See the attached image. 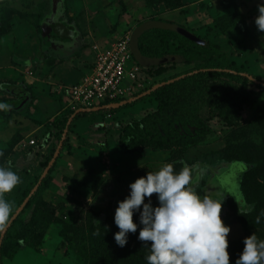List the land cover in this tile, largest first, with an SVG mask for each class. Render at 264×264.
<instances>
[{
  "label": "rangeland",
  "instance_id": "1",
  "mask_svg": "<svg viewBox=\"0 0 264 264\" xmlns=\"http://www.w3.org/2000/svg\"><path fill=\"white\" fill-rule=\"evenodd\" d=\"M262 4L264 0H0V103L10 105L9 110H0V152L3 153L0 166L11 167L21 177V183L6 193L5 198L17 208L23 189L46 169L42 163L46 162L53 145L52 122L66 106L63 103L65 89L49 83L50 65L42 63L40 53L52 48L40 36L42 26L52 19H60L79 26L81 32L87 28L90 35L93 30L108 37L114 35L111 44L126 34L132 38L135 29L150 19H163L183 23L181 25L193 34L208 36L205 9L211 10L212 18L217 13L244 14L252 26L256 9ZM228 36L230 33L217 38ZM253 49L243 56L246 64L251 65L250 70L258 74L264 70V53L258 55L257 48ZM235 56V52L229 53L231 59ZM236 58L238 64L242 63L240 54ZM187 68L186 64L179 63L169 66L166 72ZM163 76L144 72L141 76L144 86L140 89L158 84ZM16 84L23 88L21 92ZM18 93L26 96L20 108ZM141 102L138 109L128 112L132 115L102 120L100 125L93 122L98 117L96 113L78 118L73 133L52 164L53 171L43 195L44 200L53 205L55 217L73 224L77 233L74 239L82 235L94 238L106 215L115 216L119 202L130 194L133 181L173 163L176 171L187 165L193 169L194 176H199L194 187L201 197L223 201L221 218L231 227L229 245H241L239 242L245 237L255 235L239 220L240 215H249L256 208L255 202L239 200V182L246 166L242 161L233 165L235 160L224 152L231 148L234 151L246 137L251 140L261 137L260 132L253 136L249 132L247 136L246 129L238 131L258 120L259 124L262 122L258 115L264 108V92L251 107L240 111L238 126L220 122L215 117L208 121L212 131L195 142L122 151L118 145L120 129L155 112L158 106L152 97ZM252 167L253 164L248 165V169ZM147 200L146 197L145 202ZM29 215L30 212L25 214L26 219ZM63 227L52 225L36 245H25L23 239H18L17 250L13 253L8 249L3 264H93L90 258L81 259L71 253L73 235L67 234L68 230L64 231ZM233 260L230 256V264H235Z\"/></svg>",
  "mask_w": 264,
  "mask_h": 264
},
{
  "label": "trees",
  "instance_id": "2",
  "mask_svg": "<svg viewBox=\"0 0 264 264\" xmlns=\"http://www.w3.org/2000/svg\"><path fill=\"white\" fill-rule=\"evenodd\" d=\"M258 15L259 9H256L253 24L250 26L248 18L244 14H239V16L228 14L224 16L222 13H217L213 21L210 22L211 24L208 23L205 27L208 36L195 34L204 41V44L196 43L168 29L153 28L144 31L137 42L140 53L149 58H175L165 64L145 67L136 60L130 43L131 56L143 68L144 72H151L158 76L164 74L163 79L159 80V83L181 75H187L158 87L140 99L154 98L158 102L157 109L155 112L147 114L142 119L132 124H127L120 129L118 135L120 149L129 152L133 148H164L171 145L179 146L195 142L212 131L208 121L215 117L220 122L238 126L237 117L240 111L246 107H251L264 92V70L254 74L250 70L251 65L248 66L246 64L247 59L244 60L243 56L244 53L253 52V47L257 48L258 53H264V32L260 31L255 23ZM6 23L8 26H12V23ZM71 25L73 26V24ZM226 33H230V36L217 38ZM231 33H236V35L233 36ZM231 51H234L236 55L232 59L229 57V53L233 54L234 52L232 53ZM261 53L258 55H261ZM239 54L242 56L243 61L240 60L242 63L238 64L236 57ZM256 58L258 59V56ZM179 63L186 64L188 68L182 71L177 69L169 73L166 72L169 66L174 67ZM195 71L196 73L189 74ZM247 75L259 82H255ZM152 87L151 85L144 90L142 89L140 93ZM23 93L21 100L17 104L19 108L24 103L21 101L26 98ZM64 93L63 103L66 105L65 110L52 122L51 131L55 130V132H50L53 137L51 141L53 145L46 162L42 163L43 167L48 166V161L53 157L56 146L62 139L68 119L76 111L68 105L65 97L66 92L64 91ZM118 101L120 100L113 102ZM136 101L127 103L123 107L132 106ZM106 103L110 102H102L101 105ZM84 115L88 114L80 112L74 116L67 127L63 144L69 140V136L73 133L75 121ZM263 115L264 108L258 115L262 121L260 124L258 120V124L254 123L238 131L241 133L243 132L242 130L246 129L248 132L247 136H249V132L251 136L260 132L262 135L257 139L258 141L246 137L243 142L234 148V151L231 148L230 151L224 152V155H227L229 159L235 160L233 165H236L237 161H242L246 166L243 170L244 176L239 182L241 196L239 200L250 203L255 202L256 208L249 215H240L239 220L245 224L244 227L247 231L254 232L260 240H264ZM250 164H253V167L248 169ZM180 167L182 168V165ZM52 171L53 166L42 179L23 210L7 229L0 247L1 264H3V259L8 249L15 253L18 248L15 242L18 239H23L25 245L39 244L48 229L52 225L58 226L59 224L64 226V231L68 230L67 234L73 235V238L71 237V253L81 259L88 257L93 264H147L146 257L150 253V245L138 239L139 227L136 233L128 234V243L125 247L117 245L114 235L119 231V228L115 224V216L106 215L103 225L99 226V235H94V238L82 235V238L77 237L74 239L77 233L76 229L73 228V224L65 222L61 217H55L53 205L50 202H46L43 198L48 188ZM41 175L39 174L33 178L23 189L17 208L29 196L32 189L39 182ZM151 199L154 206L159 204L156 194H153ZM235 201L239 203L237 200ZM17 208H13L12 215ZM28 212H30V215L26 219L25 214ZM133 219L139 224V213H134ZM257 220H259V223H257ZM239 243L241 245L231 243L229 245L228 251L232 260L233 258L236 260L243 251L244 241Z\"/></svg>",
  "mask_w": 264,
  "mask_h": 264
},
{
  "label": "clouds",
  "instance_id": "3",
  "mask_svg": "<svg viewBox=\"0 0 264 264\" xmlns=\"http://www.w3.org/2000/svg\"><path fill=\"white\" fill-rule=\"evenodd\" d=\"M255 23L264 32V4L259 6ZM9 108L10 105L0 103V110ZM198 182L199 176H194L191 167L185 165L176 171L173 163L138 177L115 212L117 245L125 247L128 234L136 233L139 227L138 239L150 245L147 264H230L231 227L221 218L223 201L201 197L194 187ZM20 183L21 177L11 167L0 166V231L7 227L13 213V204L5 194ZM153 194L159 201L156 206L152 203ZM134 213H139V224L133 219ZM235 264H264V240L254 234L245 237Z\"/></svg>",
  "mask_w": 264,
  "mask_h": 264
},
{
  "label": "crops",
  "instance_id": "4",
  "mask_svg": "<svg viewBox=\"0 0 264 264\" xmlns=\"http://www.w3.org/2000/svg\"><path fill=\"white\" fill-rule=\"evenodd\" d=\"M205 11L206 13H205L204 21L205 23L208 24L212 21L213 18H212L211 10L205 9ZM154 21L168 22V20H163V19L162 20L150 19L149 21H146L144 24ZM172 23H175V21H173ZM177 24L183 27V25H181L183 23L178 22ZM89 28L92 29L93 26H89ZM156 29H161V28H156ZM93 31H90L92 35L89 34L87 28H85L84 31L81 32L79 26H72L71 24L65 23L60 19H57L56 21L55 19H52L47 23V25L42 26V28L40 29V36L44 38L43 39L44 42L52 46V48L46 49L47 52L45 50L44 53L40 51L42 63H45L46 65H50L51 72L49 76V81H50L49 83L61 85L60 87H63L65 89L77 83L85 75L91 72L95 62L96 49L98 47L99 49L105 47L107 44H110L112 39H114V37H112L114 35L108 37L107 34L106 35L97 34L94 33ZM31 47L34 46L31 44ZM25 52L29 53V50L27 51L25 50ZM50 59H54V61L52 60L53 61L52 62ZM145 67H149V66H145ZM19 85L16 84L15 87L19 89V92H21L23 88L20 87ZM148 90L149 89L140 93L141 89L137 88L133 92H131L127 97L121 99L118 102H110L103 105L98 104L92 108L86 109V110L94 109L93 111H84V113H87L88 115L92 113L98 114V117L93 119V122L96 125H100L99 123H101L102 120L110 121L111 119H114V117L120 119L122 117H125L124 114L132 115L133 113H128V112H132V110H136L138 105L142 104L141 101L143 100L140 99L145 96L144 94ZM20 95L22 94L18 93L19 97ZM136 100H140V101H136ZM134 101L136 102L132 106L125 108L123 107L125 104ZM113 104H119V106L117 105L115 107L110 108L109 106ZM103 106L104 107L108 106V107L102 108L100 110H95L96 108ZM113 109L115 111H109ZM119 113L120 116H118ZM101 115H103V117H100ZM75 125H77V121H75ZM89 125L92 124L90 123Z\"/></svg>",
  "mask_w": 264,
  "mask_h": 264
},
{
  "label": "built area",
  "instance_id": "5",
  "mask_svg": "<svg viewBox=\"0 0 264 264\" xmlns=\"http://www.w3.org/2000/svg\"><path fill=\"white\" fill-rule=\"evenodd\" d=\"M130 43L131 35L126 34L107 47L96 49L91 72L65 88V97L73 110L124 99L144 86L141 82L144 71L131 56Z\"/></svg>",
  "mask_w": 264,
  "mask_h": 264
},
{
  "label": "water",
  "instance_id": "6",
  "mask_svg": "<svg viewBox=\"0 0 264 264\" xmlns=\"http://www.w3.org/2000/svg\"><path fill=\"white\" fill-rule=\"evenodd\" d=\"M150 28H161V29H168V30H171V31H174V32H177L178 34L182 35V36H185L186 38L192 40V41H195L196 43H200V44H204V41L202 39H200L198 36H196L195 34H193L192 32H190L189 30H187L186 28L178 25V24H175V23H172V22H157V21H154V22H149L147 24H143L141 26H139L133 33L132 35V38H131V47H132V52L136 58V60L141 63L142 65L144 66H152V65H158V64H165L167 62H171L174 60V58H171V57H163V58H149V57H145L143 56L139 49H138V38L139 36L147 29H150ZM193 73H196L195 72H191L189 74H193ZM187 75V74H186ZM186 75H181L179 77H176L174 79H171L169 81H166V82H161L159 84H156L154 85L152 88H150L144 95L146 94H149L151 91L157 89L158 87L166 84V83H170V82H173L175 80H178L180 78H183L185 77ZM246 75V74H244ZM250 79L252 80H255L253 77L247 75ZM255 82H259L257 80H255ZM119 106V104H113V105H110L109 107H115V106ZM108 107V106H106ZM106 107H98L96 108L95 110H100L102 108H106ZM94 109H89V110H86V109H79L77 111H75L74 114H72V116L68 119V122H67V127L68 125L70 124V122L72 121V119L74 118V116L77 114V113H80V112H84V111H93ZM67 127L63 133V136H62V139L60 140L54 154H53V157L51 158L48 166L46 167V169L44 170V172L42 173L40 179H39V182L37 183V185H35V187L32 189V191L30 192L29 196L24 200V202L20 205V207L15 211V213L12 215V217L10 218V221L7 225V227L1 232L0 234V247H1V243H2V240H3V237L7 231V229L9 228V226L11 225V223L15 220V218L19 215V213L23 210L24 206L27 204L28 200L30 199V197L33 195V193L37 190L39 184L41 183L42 179L45 177V175L48 173L49 169L51 168L52 164L55 162L56 160V157L58 156L59 152H60V149L62 147V144H63V140L65 138V135L67 133ZM0 264H1V258H0Z\"/></svg>",
  "mask_w": 264,
  "mask_h": 264
}]
</instances>
